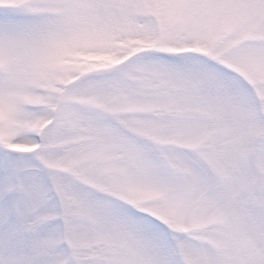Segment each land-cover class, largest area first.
<instances>
[{
    "label": "snow or ice",
    "instance_id": "snow-or-ice-1",
    "mask_svg": "<svg viewBox=\"0 0 264 264\" xmlns=\"http://www.w3.org/2000/svg\"><path fill=\"white\" fill-rule=\"evenodd\" d=\"M0 264H264V0H0Z\"/></svg>",
    "mask_w": 264,
    "mask_h": 264
}]
</instances>
